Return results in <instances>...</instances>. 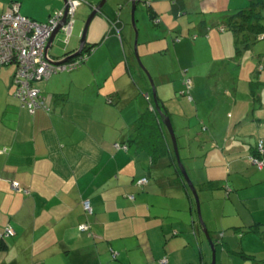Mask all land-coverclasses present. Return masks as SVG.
<instances>
[{
	"label": "crops",
	"instance_id": "0c3cea01",
	"mask_svg": "<svg viewBox=\"0 0 264 264\" xmlns=\"http://www.w3.org/2000/svg\"><path fill=\"white\" fill-rule=\"evenodd\" d=\"M101 1L81 0L68 43L61 32L49 49L54 61L79 50L85 23ZM149 1V10L166 12L167 0ZM252 1L226 0V9L235 12ZM129 2L108 0L92 21L86 46L93 51L81 68L34 85L51 112L30 114L14 96V65L0 69V233L7 227L15 233L0 243V264H210L195 200L171 158L153 165L146 152L125 146L148 106L145 86L135 79ZM63 7V0H0V15L14 10L45 23ZM158 38H140L139 53L177 61L166 66L160 59L156 89L179 131V154L207 229L214 239L222 237L217 264H264V171L249 161L264 140V54L244 70L231 43L221 52L213 47L224 67L203 71L195 38H172L171 46ZM177 69L188 70L191 99L183 96ZM143 177L149 183L140 187ZM84 224L89 230L82 232Z\"/></svg>",
	"mask_w": 264,
	"mask_h": 264
},
{
	"label": "built area",
	"instance_id": "2783aa9c",
	"mask_svg": "<svg viewBox=\"0 0 264 264\" xmlns=\"http://www.w3.org/2000/svg\"><path fill=\"white\" fill-rule=\"evenodd\" d=\"M147 2L150 3L149 0ZM80 3L81 0H65L64 7L53 11L45 23L26 18L14 10L0 15V69L3 66L14 65V96L22 107L29 110L30 114L41 109L49 111L45 105L44 97L34 85L37 82L49 80L57 74L78 69L93 51L91 50L90 53H86L74 62L65 64H55V61L46 52L49 40L58 28L61 27L67 41L69 40L73 31L76 9ZM65 16L66 22L63 23ZM187 72V70L184 71L186 75ZM184 85L186 92L189 93L192 80L187 76ZM256 154L257 156H250L249 161L257 170L262 171L264 170L263 140L258 142ZM147 184V178L138 181L139 186L144 187ZM12 188L17 192L22 191L17 183H13ZM83 208L87 215L93 214L89 201L83 202ZM88 230L87 224L80 227L82 232ZM13 235H15L14 230L7 227L4 234H0V241ZM113 258H116L115 254H113ZM167 263L166 259L161 261V264Z\"/></svg>",
	"mask_w": 264,
	"mask_h": 264
},
{
	"label": "rangeland",
	"instance_id": "374dc122",
	"mask_svg": "<svg viewBox=\"0 0 264 264\" xmlns=\"http://www.w3.org/2000/svg\"><path fill=\"white\" fill-rule=\"evenodd\" d=\"M225 1L226 0H182L178 1V3H180L179 7L177 8V10L175 9V13H173V4H175L177 0H167L163 2V4L167 3L166 12H160L158 14L154 10L151 11L149 9H146L143 3H139L137 5L135 11V26L138 31V56L140 58V62L152 76L154 83L156 81L155 75L157 73V71H155L154 69L162 67V65L164 64V62L160 59H167L166 66H170L172 63L176 65L175 63H177V61L174 58H171L173 59L171 60V56L169 55L164 56L163 54H161V56H156L155 53L142 58L139 53V45L142 43H140V38L142 39L144 35H146L150 41H155L158 37V41H164L167 39V45L171 46L173 44L172 38H175V40L177 39L179 42L185 40L191 41L192 38H195L192 37V34H196L198 35V38H195L196 40L192 42L198 41V53H196L195 57V61L199 63L197 67L202 69L203 71H207V68L216 69L224 67L221 53L217 54L216 52H221L222 47H224L223 49H225V45L226 47H229L230 43L231 47H234V38L232 33L229 31H224V29H222L227 17L234 13L229 11V9H226L227 2ZM149 11H151L152 13L150 14ZM112 30L116 31V33L120 35V32L117 29L116 25H112ZM128 32L132 34V45L134 50L136 37L132 26L131 12L129 14ZM156 32H158V34H156ZM209 37L210 40H208ZM203 41L212 43L213 46L210 44L208 46H202L201 44L203 43ZM151 46H154V43H152ZM213 47L216 49V52ZM229 49L231 48H226L225 53H228ZM259 51L264 52V40L259 41L248 50H246V52L244 53L245 58H243L244 70L250 66L246 64L253 62V58L257 57V54L260 53ZM132 60L137 68V73L135 76L136 81L141 82L145 86L144 91L146 93L149 92L152 95L150 84L143 71L139 67L135 51L132 52ZM179 63L180 61L178 62V64ZM184 63H186V61L183 60L182 65H184ZM257 65L258 62L256 61V66ZM184 67L185 66H182V69ZM253 69L257 68L254 67ZM183 71L185 70H182L181 72L178 70V73L182 74ZM46 95L52 97L50 94ZM46 95L44 96L46 97ZM175 135H177V137L179 138L180 134L178 129L176 130ZM207 244L209 248V255L211 258L210 264H212L213 251L208 242Z\"/></svg>",
	"mask_w": 264,
	"mask_h": 264
},
{
	"label": "trees",
	"instance_id": "16d2710c",
	"mask_svg": "<svg viewBox=\"0 0 264 264\" xmlns=\"http://www.w3.org/2000/svg\"><path fill=\"white\" fill-rule=\"evenodd\" d=\"M263 13H264V1L254 0L249 4L248 7L239 9V10L235 11L233 14L229 15L227 17L226 21L224 22L222 29H224V31L231 32L233 35L234 52H235V56H236L238 62H239V60H241L242 58L245 57L244 53L246 52V50H248L250 47H252L254 44L258 43L259 41L264 40V15H263ZM176 41H178V40H176ZM91 49H89L86 46L84 48L83 53L81 55H79L78 57L70 59L69 63L74 62L76 59H79L80 57L84 56L86 53H90ZM258 54L261 55V54H264V52H260ZM88 58L86 59V61L88 60ZM257 62L260 63V59H258ZM261 63L264 64V61H261ZM83 64L81 65V67L83 66ZM81 67H79V68H81ZM182 75L184 76V81H185L186 76L189 77L188 75H186L184 73V71H183ZM145 77H146V75H145ZM147 80H148V78H147ZM43 81H40V82H43ZM148 82H149V80H148ZM37 83H39V82H37ZM12 84H13V77H12ZM13 86H14V84H13ZM146 95L148 96V98L145 97L148 106L143 112L140 113L139 117L136 119V121L134 122V124L130 128V130L128 132V135H129L128 141L126 142L125 146L127 149L132 148L135 151L146 152L148 154V156L150 157L151 164H153V165L158 163L159 161H161L162 159H164L166 157H170L171 161H172V165L176 168L177 174L183 180V176H182V174H181V172L177 166V161H176L174 149H173V146H172V143L170 140V136L167 132V129L164 127L163 119L161 118V116H160V114L156 108V104H155L154 99H153V94L151 95L149 92H147ZM190 95L191 94L190 93L188 94L186 91L183 92V96H185L189 99H191ZM254 99L259 100V98H257L256 95L254 96L253 101H254ZM158 102H159V107H160L161 111L164 112V114L166 116L171 118L167 107L164 105V103L160 99L159 95H158ZM48 110L49 111H46V110L45 111L51 112L50 108H48ZM260 140H262V139H259L257 141V144ZM263 142H264V140H263ZM257 144H256V147H257ZM178 148L180 151V146ZM253 156H257L256 151L253 153ZM180 158H181V156H180ZM181 161H182V158H181ZM262 171H264V170H262ZM143 178H147L148 183H149L148 177H143ZM143 178H140L138 181H140ZM138 181H137V185H138ZM183 182H184V180H183ZM140 187H142V186H140ZM207 188L214 189V185L212 183H209V184H207ZM186 189L188 190L189 188L186 186ZM188 192H190V190ZM87 216H91V215H87ZM4 232H5V230L0 234H4ZM14 236L15 235L7 237V238L3 239L2 241H0V243L4 242L7 239L13 238ZM210 236H211V238H213L216 250H217L218 246L220 247V246L224 245L222 243V237L219 239H214L213 235H210ZM2 244H4V243H2ZM240 255H242V257H244V258H248L244 254H240Z\"/></svg>",
	"mask_w": 264,
	"mask_h": 264
},
{
	"label": "water",
	"instance_id": "95a60500",
	"mask_svg": "<svg viewBox=\"0 0 264 264\" xmlns=\"http://www.w3.org/2000/svg\"><path fill=\"white\" fill-rule=\"evenodd\" d=\"M63 1L65 3V0H63ZM147 1L148 0H130V2H129L131 4L132 26H133V29H134V32H135V37H136V42H135V45H134L135 55H136V58L138 60V64H139L140 69L143 71V73L146 75V77L149 80V83H150V86H151V90H152V94H153V99H154V102L156 104V108H157L161 118L163 119V125L167 129V132H168V134L170 136V140H171V143H172V146H173V149H174V154H175L176 161H177V166H178V168H179V170H180V172H181V174L183 176V180H184L185 185L189 188V190L191 191V194H192V196H193V198L195 200L198 222H199V224H200V226L202 228V232L205 235V238H206L207 242L209 243V245L212 248V251H213L212 264H216V247H215L213 238H211V236H210L211 234L208 231L207 226H206V224H205V222L203 220L200 196L198 194V191H197V189L195 187L194 182L190 178V176H189L184 164L181 161L180 154H179L178 143H177V138H176V135H175L172 119L170 117L166 116L164 114V112L161 111V109L159 107V102H158V94H157L156 85H155V83L153 81V78L150 75L149 71L140 62V58L138 56V51H137L138 31H137L136 26H135V11H136L137 5L139 3H143V5L146 7V9L151 8V5H152L151 1H149L150 2L149 4H148ZM107 2H108V0H102L97 6L94 7L92 13L88 17V19H87V21L85 23L84 29H83L81 45H80L79 50L76 53H74V54H72L70 56H67L63 60L55 61L54 62L55 64H65V63L69 62L70 59L78 57L79 55H81L83 53L84 48L87 45V34H88L89 27H90L92 21L98 15H103V10H104V7L106 6ZM65 22H66V16L63 19V23H65ZM74 23H75V21H74ZM73 27H74V25H73ZM61 32H63V31L61 30V27H60L52 34V36H51V38L49 40V43L47 45V48H46L47 54H49V49L52 47V45L55 42L57 36ZM65 43H68L67 39H65Z\"/></svg>",
	"mask_w": 264,
	"mask_h": 264
},
{
	"label": "bare ground",
	"instance_id": "6f19581e",
	"mask_svg": "<svg viewBox=\"0 0 264 264\" xmlns=\"http://www.w3.org/2000/svg\"><path fill=\"white\" fill-rule=\"evenodd\" d=\"M47 81V80H46Z\"/></svg>",
	"mask_w": 264,
	"mask_h": 264
}]
</instances>
